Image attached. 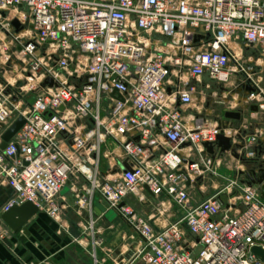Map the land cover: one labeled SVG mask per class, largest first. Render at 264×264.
Masks as SVG:
<instances>
[{
	"label": "built area",
	"instance_id": "built-area-1",
	"mask_svg": "<svg viewBox=\"0 0 264 264\" xmlns=\"http://www.w3.org/2000/svg\"><path fill=\"white\" fill-rule=\"evenodd\" d=\"M13 19L28 29L13 32ZM1 35L15 36V55L36 84L25 104L12 84L0 83V143L15 119H25L0 150V177L12 189L3 211L31 202L55 219L63 187L82 177L88 186L76 196L78 209L96 195L132 230L129 251H118L114 264L140 257L147 264H264L251 253L257 247L264 254L259 186L234 178L195 204L189 193L215 174L224 153L240 149L235 156L245 165L260 157L256 137L246 142L233 128L226 135L222 122L187 125L182 117L196 94L184 75L221 84L235 77L248 88L247 102L264 113V0H0ZM47 77L55 85L41 86ZM154 130L167 145L158 155ZM221 133L240 146L207 153L202 144ZM107 141L129 167L115 177L116 165L101 154ZM101 157L108 160L105 173ZM144 185L177 204L181 217L155 227L137 215L124 199L143 202ZM238 185L239 195L223 204L221 192Z\"/></svg>",
	"mask_w": 264,
	"mask_h": 264
},
{
	"label": "crops",
	"instance_id": "crops-1",
	"mask_svg": "<svg viewBox=\"0 0 264 264\" xmlns=\"http://www.w3.org/2000/svg\"><path fill=\"white\" fill-rule=\"evenodd\" d=\"M14 15L15 13L10 14V17L15 18ZM248 53L249 50L247 55ZM204 79L192 84L188 76L182 77L183 84L188 82V85L196 88L194 104L182 112L184 122L190 125L197 121L206 126L222 122L230 128L224 132L226 135L233 134L235 129L240 132L242 139L246 142L249 137H256V148L259 149L260 157H264V113L253 110L254 105L247 102L248 88L241 86L239 79L231 77L228 83H217L223 89L221 92L209 93L211 81L203 83ZM216 104L223 107H219L220 110L214 113L212 109ZM227 111H240L241 119L239 121L225 119L224 114ZM152 138L155 140V155H158L160 151L167 148V145L158 130L152 132ZM233 143L239 145L240 142L233 139ZM239 151L240 149H237L236 153ZM236 153H224L220 164L214 165L215 174L208 175L189 188L192 204L204 199L202 196L195 197L196 193L200 195L208 189L212 191L211 195L216 193L224 185L220 179L226 180V185L234 178H238L241 183H247L251 174H247V165L236 159ZM101 154L107 155L108 160L116 167L127 164L120 147L111 141L101 145ZM104 159L106 168L105 171H101L102 173L108 170V160ZM113 169L110 170L111 177L116 176L111 173ZM78 181L73 180L68 183L59 195V204L62 205L61 213L67 215L65 218L58 216L53 219L43 212H38L26 223L27 233L22 230L12 231L0 220V264H93L86 248L88 243L93 241V237L96 241H107L111 243V246H115L132 234L131 228L119 213L109 208L96 195L91 201L89 200V206L86 209H78L75 204L76 196L80 192V190L77 191ZM142 194L145 196L143 202H139L134 195H128L124 203L131 206L137 215L150 219L153 226L162 227L181 217L180 207L166 195L153 196L147 191ZM11 197L12 189L7 181L0 177V215ZM68 208H70L69 211ZM87 226H90L89 232L86 230ZM81 241L84 243L82 244ZM105 249L107 250L105 247L99 249L101 251L98 252L99 256H107V253L103 252Z\"/></svg>",
	"mask_w": 264,
	"mask_h": 264
},
{
	"label": "rangeland",
	"instance_id": "rangeland-1",
	"mask_svg": "<svg viewBox=\"0 0 264 264\" xmlns=\"http://www.w3.org/2000/svg\"><path fill=\"white\" fill-rule=\"evenodd\" d=\"M16 15V11L12 10L10 14H14ZM14 15V16H15ZM14 18V17H11ZM24 28V30L28 29V26H22ZM23 30V29H22ZM20 30V31H22ZM15 32V31H13ZM23 33V32H21ZM28 33V32H27ZM21 37V36H20ZM23 37V36H22ZM15 36L14 35H1L0 37V83L4 80L8 81L10 84H12V86L14 87V89H17V91L19 92V96L20 98L23 100V102L26 104L28 102V100L26 99V96L32 92V89L35 91L36 88V84L34 80H30L27 78V71L28 68L26 66H24V64H22L19 59H18V55L16 54V50L18 47V43L14 40ZM45 48V46H43ZM43 52V51H42ZM245 60L246 56L243 57ZM29 61V57L26 59V62ZM52 63V62H51ZM209 83V81L207 79L203 80V83ZM196 82L194 80H192V84H195ZM20 88L23 89L22 91H20ZM222 87L220 85H218L216 82H210V89L208 90L209 93L211 91H218L221 92ZM212 104V103H211ZM210 104V105H211ZM219 107H223V105H215L213 107L212 110H214L217 112V110H220ZM219 112V111H218ZM227 160V159H226ZM256 160L258 162H262L264 161V157H256ZM105 159L103 157L100 158L99 161V170L100 171H105ZM250 162H247V165H249ZM234 176V175H233ZM78 183H77V191L81 190L82 187L84 185L88 186L87 182H85L84 179H82V177H79L78 179ZM224 184L221 186V188L223 186L226 185V180L220 179ZM71 181H73V179H69V181L65 184V186L70 183ZM219 188V189H221ZM240 192V186H236V188L232 189L231 192L226 190L221 192L219 198L221 200V202L223 204H225L230 198H234L235 196H238ZM212 193V191L210 189H208L207 192L203 193V194H194L196 195L195 197H200L202 196V198H207L208 196H210ZM59 201V198H58ZM70 204H72V202H70ZM70 210V208H68V211ZM62 211V210H61ZM67 215H63V213L60 212L59 217L65 218ZM90 226L86 227V230H88L89 232ZM96 237V236H95ZM128 237H126V239H124L122 241V243L118 242L117 245L115 246H111L110 242H102V241H96V239L93 237V241H90V243H88V245L86 246L87 250L89 251V254L91 255V260L92 263L94 264L96 261H98L95 264H114L113 263V259L115 257V254L119 251L121 252H128L129 251V246H130V240L127 239ZM82 239V238H81ZM80 239V240H81ZM81 243L83 244L84 242L81 241ZM95 247V248H94ZM107 248V250L105 249L103 252L107 253V256H99L98 252L100 248ZM117 247V248H115ZM95 249L97 251H95ZM93 253L96 254L95 258H93ZM97 259V260H95ZM99 259V260H98ZM133 264H147L146 260L144 257H140L138 258Z\"/></svg>",
	"mask_w": 264,
	"mask_h": 264
},
{
	"label": "water",
	"instance_id": "water-1",
	"mask_svg": "<svg viewBox=\"0 0 264 264\" xmlns=\"http://www.w3.org/2000/svg\"><path fill=\"white\" fill-rule=\"evenodd\" d=\"M11 25L14 28L15 32H19L22 29L21 24L16 20L13 19L11 21ZM53 86L55 85L53 79L50 77H47L42 83L41 86ZM9 92V89L5 91V93ZM116 92V91H114ZM34 101L33 98L29 100V103L31 104ZM253 110L256 109L255 106L252 107ZM225 119H234V120H240L241 119V113L240 111H227L224 114ZM25 119L23 117H18L13 121V123L1 134V143H0V150H4L7 146V143L12 139V137L21 129V127L24 125ZM240 138V137H238ZM202 146L205 148L206 152L213 155L214 148H217L220 150L221 153L231 150L232 152L235 151L236 147H239L240 145H237L233 143L232 139L230 137H226L224 134H219L216 137V142L214 144H208L203 143ZM129 167L127 164L119 165L118 167L114 168L111 173L117 174L120 172H125L128 170ZM259 175L255 176L254 171H251L252 176L248 177L246 185L248 187H251L253 185H257L260 188V193L262 198H264V169L259 170ZM144 189L151 193L150 190L146 185H144ZM39 212L36 205H34L31 202H24L20 205L13 204L8 209L4 210L0 215V220L12 231L22 230V232L27 233V229L25 227L26 223L33 218L37 213ZM251 253L254 255H260L261 259L264 258L263 251H261L257 247H253L251 249Z\"/></svg>",
	"mask_w": 264,
	"mask_h": 264
},
{
	"label": "flooded vegetation",
	"instance_id": "flooded-vegetation-1",
	"mask_svg": "<svg viewBox=\"0 0 264 264\" xmlns=\"http://www.w3.org/2000/svg\"><path fill=\"white\" fill-rule=\"evenodd\" d=\"M256 169L258 170L264 169V161L262 162H258L257 160L251 161L249 165H247V174L251 173V171H254Z\"/></svg>",
	"mask_w": 264,
	"mask_h": 264
},
{
	"label": "bare ground",
	"instance_id": "bare-ground-1",
	"mask_svg": "<svg viewBox=\"0 0 264 264\" xmlns=\"http://www.w3.org/2000/svg\"><path fill=\"white\" fill-rule=\"evenodd\" d=\"M11 16H12V15H11ZM25 32L27 33V31H24V33H25Z\"/></svg>",
	"mask_w": 264,
	"mask_h": 264
}]
</instances>
